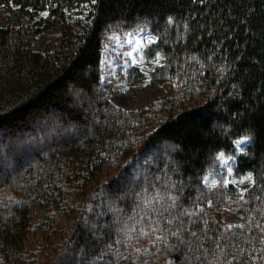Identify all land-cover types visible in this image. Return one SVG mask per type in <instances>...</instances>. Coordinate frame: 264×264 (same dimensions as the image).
I'll list each match as a JSON object with an SVG mask.
<instances>
[{"label":"trees","instance_id":"1","mask_svg":"<svg viewBox=\"0 0 264 264\" xmlns=\"http://www.w3.org/2000/svg\"><path fill=\"white\" fill-rule=\"evenodd\" d=\"M10 3L47 16L0 22V264H264V0ZM115 29L155 38L144 57L162 64L129 77L165 82L159 102L111 101ZM224 157L246 190L207 184Z\"/></svg>","mask_w":264,"mask_h":264},{"label":"rangeland","instance_id":"2","mask_svg":"<svg viewBox=\"0 0 264 264\" xmlns=\"http://www.w3.org/2000/svg\"><path fill=\"white\" fill-rule=\"evenodd\" d=\"M2 25L15 24L22 25L32 20L46 17L44 11L35 17L31 16V8L23 9L20 5L10 3L0 7ZM73 21L76 23V30L81 32L84 26L89 22L87 12L75 9L71 12ZM61 26H56L44 31L34 42V48L37 51L44 52L51 48L56 35L61 33ZM155 38L147 29H138L136 31H124L115 29L107 36V42L103 53V80L110 92L111 101L118 107L125 110L137 109L141 106L150 105L162 100L167 91L165 82L151 84L150 77H145L137 82H131L129 72L133 68H138L147 75L156 66L161 65V60L148 62L144 57V51ZM248 141H240L239 148L246 145ZM167 147L163 149L166 150ZM39 148H37L38 150ZM6 162H0L2 166ZM230 158L224 157L222 164L215 167L212 176L207 180V184L214 186L217 182L226 179L229 183L236 185L241 191H244L251 184L252 176L247 175L243 178H237L231 168ZM233 199L226 204L225 221L230 225H236L241 221V215L237 213L232 206ZM163 264H180L173 260H167Z\"/></svg>","mask_w":264,"mask_h":264},{"label":"snow or ice","instance_id":"3","mask_svg":"<svg viewBox=\"0 0 264 264\" xmlns=\"http://www.w3.org/2000/svg\"><path fill=\"white\" fill-rule=\"evenodd\" d=\"M246 139V138H245ZM237 143H239V141H237ZM224 154L223 153H221V156H223ZM250 175V174H249Z\"/></svg>","mask_w":264,"mask_h":264}]
</instances>
